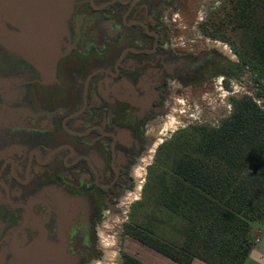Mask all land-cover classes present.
Here are the masks:
<instances>
[{"label":"flooded vegetation","instance_id":"af4514ba","mask_svg":"<svg viewBox=\"0 0 264 264\" xmlns=\"http://www.w3.org/2000/svg\"><path fill=\"white\" fill-rule=\"evenodd\" d=\"M171 2L69 0L50 80L0 49V264L100 257L96 223L133 182L144 125L173 89L206 77L167 33Z\"/></svg>","mask_w":264,"mask_h":264},{"label":"trees","instance_id":"16d2710c","mask_svg":"<svg viewBox=\"0 0 264 264\" xmlns=\"http://www.w3.org/2000/svg\"><path fill=\"white\" fill-rule=\"evenodd\" d=\"M200 29L238 58L219 57L217 73L251 70L261 103L232 96L218 125L191 126L162 146L153 192L124 232L177 264H244L256 245L252 226L264 224V0H224ZM215 62L207 57L206 70ZM121 264L145 263L124 253Z\"/></svg>","mask_w":264,"mask_h":264},{"label":"rangeland","instance_id":"374dc122","mask_svg":"<svg viewBox=\"0 0 264 264\" xmlns=\"http://www.w3.org/2000/svg\"><path fill=\"white\" fill-rule=\"evenodd\" d=\"M223 2L224 0H172L167 7L162 8L172 43L178 45V50L197 60V64L200 62L206 77L202 82H188L173 89L168 101L162 108L158 107L160 112H156L144 125L146 146L143 153L136 155L129 170L133 182L121 188L114 204L103 205L101 218L96 223L97 249L93 250V255L100 257L87 264H121L124 253L145 264H177L124 232V226L130 222L136 204L144 198H150L153 192L155 178L159 173L157 162L161 159L160 148L191 126L218 125L221 119L231 113L232 96L248 94L261 103L257 98L261 90L251 70L245 69L239 76L228 77L217 73L221 70L219 57L229 63L237 62L238 58L232 46L220 39L206 37L200 29V24L217 13ZM0 47L10 51L1 42ZM207 57L215 59L217 63V66L208 71L205 68ZM191 76L190 71L189 79ZM225 81H228V88ZM23 254L20 253L19 257L25 258ZM197 264L205 263L197 261Z\"/></svg>","mask_w":264,"mask_h":264},{"label":"water","instance_id":"95a60500","mask_svg":"<svg viewBox=\"0 0 264 264\" xmlns=\"http://www.w3.org/2000/svg\"><path fill=\"white\" fill-rule=\"evenodd\" d=\"M69 0H0V15L18 27L8 30L0 21V42L53 78L55 44L63 32Z\"/></svg>","mask_w":264,"mask_h":264},{"label":"crops","instance_id":"0c3cea01","mask_svg":"<svg viewBox=\"0 0 264 264\" xmlns=\"http://www.w3.org/2000/svg\"><path fill=\"white\" fill-rule=\"evenodd\" d=\"M252 235L256 238V245L251 250L244 264H264V224H254L252 226ZM197 261L192 264H197Z\"/></svg>","mask_w":264,"mask_h":264}]
</instances>
